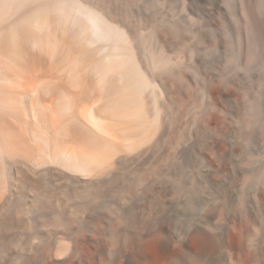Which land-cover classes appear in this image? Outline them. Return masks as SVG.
I'll use <instances>...</instances> for the list:
<instances>
[{"label":"bare ground","instance_id":"obj_1","mask_svg":"<svg viewBox=\"0 0 264 264\" xmlns=\"http://www.w3.org/2000/svg\"><path fill=\"white\" fill-rule=\"evenodd\" d=\"M123 35L130 41H119ZM138 37L119 0H0V264H43L42 249L49 258L57 239L74 245L76 233L119 235L125 264H264V182L261 197L225 208L214 228L205 224L210 214L160 220L135 210L121 230L112 226L119 166L166 147L179 117L182 150L210 181L214 162L231 155L220 145L232 133L200 122L213 108L199 105V66L174 58L173 41L148 47ZM189 86L184 110L178 101ZM207 93L232 113L238 107L232 92ZM244 132L257 151L258 127ZM194 186L185 180L190 194Z\"/></svg>","mask_w":264,"mask_h":264},{"label":"rangeland","instance_id":"obj_2","mask_svg":"<svg viewBox=\"0 0 264 264\" xmlns=\"http://www.w3.org/2000/svg\"><path fill=\"white\" fill-rule=\"evenodd\" d=\"M119 15L148 47L152 41H173L176 44L171 51L174 58L189 57L192 65L199 66V89L203 95L198 102L213 108L208 116L201 113L200 122L203 126L210 123L216 131L232 133L233 137L225 138L220 145L230 150L231 155L222 158L221 163L211 156L216 167L212 182L204 176L201 163H191L190 155L183 152L185 115L179 117L172 136L166 138V147L147 154L134 167L119 166V219L111 224L121 230L127 215L135 210L145 211L146 216L160 220L172 215L179 219L186 215L210 214L212 219L205 224L214 228L225 215V208L232 205L245 208L248 196L260 195L257 189L264 182V0H119ZM256 21L259 27L255 26ZM119 41L130 40L123 35ZM189 67L185 66L192 69ZM210 86L234 93V103L239 107L235 114L229 110L226 100L209 96ZM247 91L248 95L252 92L255 95L249 97ZM192 92L191 87H187L185 96L178 101L184 110L188 109ZM255 126L262 142L260 150L252 152L247 147L251 139L244 131ZM257 166H261L260 171ZM187 178H191L193 186L195 184L191 194L185 189ZM194 197L199 201L194 203ZM185 200L191 201L190 208L184 207ZM72 225L78 227L76 222ZM74 238L77 240L74 245L57 239L51 257L46 258L42 249L40 260L43 264H125L119 235L90 239L76 233ZM146 248L154 259L156 249L151 245ZM139 264L146 263L140 261Z\"/></svg>","mask_w":264,"mask_h":264}]
</instances>
